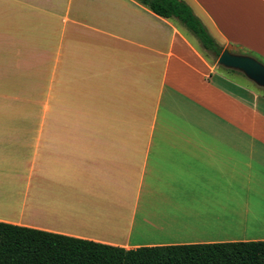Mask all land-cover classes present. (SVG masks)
<instances>
[{"label": "crops", "instance_id": "0c3cea01", "mask_svg": "<svg viewBox=\"0 0 264 264\" xmlns=\"http://www.w3.org/2000/svg\"><path fill=\"white\" fill-rule=\"evenodd\" d=\"M183 1L264 58V0ZM199 45L135 0H0V222L127 250L264 241V97ZM33 80L34 115L10 101Z\"/></svg>", "mask_w": 264, "mask_h": 264}, {"label": "trees", "instance_id": "16d2710c", "mask_svg": "<svg viewBox=\"0 0 264 264\" xmlns=\"http://www.w3.org/2000/svg\"><path fill=\"white\" fill-rule=\"evenodd\" d=\"M135 1L162 18L180 23L216 58L224 51L185 1ZM0 264H264V241L127 250L0 222Z\"/></svg>", "mask_w": 264, "mask_h": 264}, {"label": "rangeland", "instance_id": "374dc122", "mask_svg": "<svg viewBox=\"0 0 264 264\" xmlns=\"http://www.w3.org/2000/svg\"><path fill=\"white\" fill-rule=\"evenodd\" d=\"M190 36H191V38L195 42H197L198 44H200L199 41H198V39L192 33H190ZM220 46L222 48H224V49L229 47L233 51H235L236 53L240 51L238 48H235V47L222 46V45H220ZM200 48H201V51L203 52V54L208 57L210 63L215 68V71H217L220 74L225 75L228 78H232V77L237 78L236 81H238L239 83H241L244 86H248L249 89H251L254 92V94H257L259 96V98L260 97H264V88L258 87L255 83H253L252 81H250L244 74H242L240 72H237V71L231 72V71H228L227 69L219 66V64H218V60L219 59L216 58L215 54H213V53L205 50L204 48H202V46H200ZM237 54L253 56L254 58H256L257 60H259L261 63L264 64V58H262L260 56H256V55H250V53L247 52V51H240V53H237ZM29 89L32 90V92L31 91H28V93L25 94V95L12 94L10 96V101L11 102H17V103H19V102H25L27 104H30L32 106V108H33L32 114L34 115V102H35V99H36V95H35L36 84H35V81L34 80L32 81V86L29 87ZM0 101H4L2 95H0ZM6 101H8V100H6Z\"/></svg>", "mask_w": 264, "mask_h": 264}, {"label": "water", "instance_id": "95a60500", "mask_svg": "<svg viewBox=\"0 0 264 264\" xmlns=\"http://www.w3.org/2000/svg\"><path fill=\"white\" fill-rule=\"evenodd\" d=\"M219 66L240 72L258 87L264 88V64L249 55L234 53L231 48H225L218 60Z\"/></svg>", "mask_w": 264, "mask_h": 264}]
</instances>
